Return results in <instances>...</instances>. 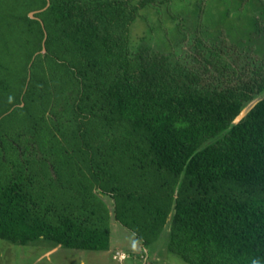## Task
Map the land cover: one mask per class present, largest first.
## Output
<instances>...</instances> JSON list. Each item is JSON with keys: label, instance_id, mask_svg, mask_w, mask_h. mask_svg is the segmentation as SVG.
<instances>
[{"label": "trees", "instance_id": "1", "mask_svg": "<svg viewBox=\"0 0 264 264\" xmlns=\"http://www.w3.org/2000/svg\"><path fill=\"white\" fill-rule=\"evenodd\" d=\"M33 1V72L0 77L32 123L0 130V239L107 251L114 218L188 264H264V56L199 30L186 64L133 50L159 0Z\"/></svg>", "mask_w": 264, "mask_h": 264}, {"label": "rangeland", "instance_id": "2", "mask_svg": "<svg viewBox=\"0 0 264 264\" xmlns=\"http://www.w3.org/2000/svg\"><path fill=\"white\" fill-rule=\"evenodd\" d=\"M138 1L132 0L131 5H137ZM33 2L0 0V59L5 66L0 70V77L4 85L5 79L8 78L12 87L18 88L22 78L28 76L29 79L33 72L31 66L36 39L33 41V28H30L29 22L24 18L27 10L33 8ZM263 3L264 0H159L160 13L150 7L140 10L137 20L129 26L130 46L133 50H138L142 46L150 45L156 51L169 55L171 61L186 64L193 52V35L201 31L202 36L213 40L212 43L218 41L221 36L229 41L228 45L243 38L247 43L241 47H246V53L264 56ZM28 15L30 16V13ZM120 29L122 31V27ZM184 33L191 36L189 42L185 41ZM3 39L6 41L2 42ZM254 45L257 46L255 53L251 47ZM31 56L32 59L29 60ZM5 98V93L0 91V130L3 128L9 133H19L30 128L32 123L27 119L26 113L11 110L4 114L6 104L9 103ZM251 107L252 105H249L246 111ZM104 199L112 210L111 199ZM111 231V246L119 244L120 249L129 255L135 253V250L138 255L142 252L146 256L149 254L148 264H188L168 250L169 232L166 229L160 238L147 248H138L140 242L136 236L114 218L111 221ZM54 248L56 250H53ZM116 257L113 260L102 252L54 246L52 242L44 239L27 245L0 239V264H135L134 262L142 261L128 259L119 262L124 259V253H117Z\"/></svg>", "mask_w": 264, "mask_h": 264}, {"label": "crops", "instance_id": "3", "mask_svg": "<svg viewBox=\"0 0 264 264\" xmlns=\"http://www.w3.org/2000/svg\"><path fill=\"white\" fill-rule=\"evenodd\" d=\"M112 238V237H111ZM140 242V246L138 247V248H140V247H143L144 248V246H143V244L141 243V241H139ZM138 248H136V249H138ZM53 250H56V248H54ZM92 252H94V251H92ZM97 252H102L103 254H105L106 256H108V258L109 257H111L113 260H115V257H116V254L117 253H124L126 256H127V258L126 259H124V260H119V262H125V261H127L128 259H130V260H134V261H136V260H138V259H141L142 261L140 262V263H136V262H134L135 264H148L149 262H148V258H149V254H147V256L146 255H144L143 254V252L142 253H140V255H138V254H135V253H138L136 250L135 251H133V252H135V253H131V255H129L127 252H124V251H122L121 249H120V246H119V244H114L113 246H110V249L109 250H107V251H97ZM110 253V254H109ZM145 259V260H144ZM158 259V258H157ZM132 260V261H133ZM117 261V260H116ZM151 262V261H150Z\"/></svg>", "mask_w": 264, "mask_h": 264}, {"label": "water", "instance_id": "4", "mask_svg": "<svg viewBox=\"0 0 264 264\" xmlns=\"http://www.w3.org/2000/svg\"><path fill=\"white\" fill-rule=\"evenodd\" d=\"M30 16L31 17H33V18H35V16H34V13H32V14H30ZM43 51H45V50H43ZM260 98H257L256 100H254L250 105H252V107L258 102V100H259ZM251 107V108H252ZM250 110V109H249ZM248 110V111H249ZM248 111H246V109H244L243 111H242V113L238 116V118L235 120V122L237 123V122H239L245 115H246V113L248 112Z\"/></svg>", "mask_w": 264, "mask_h": 264}, {"label": "clouds", "instance_id": "5", "mask_svg": "<svg viewBox=\"0 0 264 264\" xmlns=\"http://www.w3.org/2000/svg\"><path fill=\"white\" fill-rule=\"evenodd\" d=\"M32 13H34V16H35V14L37 13V11H33V12H31L30 14H32ZM43 50H45V51H42V53H46V49L45 48H43ZM145 248V247H144ZM125 255V254H124ZM117 257H115V259H116ZM127 258V256L125 255V257H124V259H126ZM123 259V260H124Z\"/></svg>", "mask_w": 264, "mask_h": 264}]
</instances>
